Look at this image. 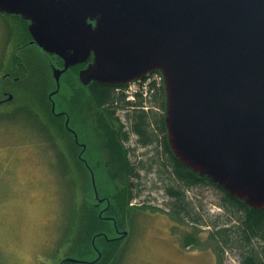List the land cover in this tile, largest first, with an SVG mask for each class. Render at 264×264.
<instances>
[{"label": "water", "instance_id": "obj_1", "mask_svg": "<svg viewBox=\"0 0 264 264\" xmlns=\"http://www.w3.org/2000/svg\"><path fill=\"white\" fill-rule=\"evenodd\" d=\"M0 13L64 60L58 89L91 56L85 85L158 73L174 155L264 210V0H0Z\"/></svg>", "mask_w": 264, "mask_h": 264}, {"label": "rangeland", "instance_id": "obj_2", "mask_svg": "<svg viewBox=\"0 0 264 264\" xmlns=\"http://www.w3.org/2000/svg\"><path fill=\"white\" fill-rule=\"evenodd\" d=\"M9 25L15 28V21L10 20ZM8 28L7 22L0 15V63ZM41 86L29 83L16 89L14 95L8 90L9 94L4 95L2 99H7L11 94L12 101L0 105V264H58L67 258L84 264L87 261L95 262V250L102 252L103 248L107 249L103 241L105 235L93 237L91 246L89 241L81 244L77 241V244L74 243L75 249H72L73 239L70 243L62 239L71 228L70 217L77 207L76 204L81 208L86 204V189L90 180L92 181V176L96 189L102 192L99 197L103 201L110 196L115 199V193L122 188V183L115 184L111 179V170L107 165L105 168L102 162L104 154L108 156V153L100 147L99 139L92 131V124L82 122V119L78 118V112V129H83V133H87L86 137L89 138L87 149L91 147L93 159L100 156L102 163L92 174L87 173L91 174L87 178L82 163L83 166L77 164L74 167V161L78 162L82 147L74 150L66 135V129L62 127L64 134L61 135L57 128H53L55 121L50 115V105L47 104ZM63 87L62 82L61 88L59 83L60 89L58 86L52 89L53 93L57 94L53 95V98L58 107L68 112L73 106L77 107V104L70 99L71 89ZM26 108L30 113L27 114ZM118 116L125 124V131H128L125 112L119 111ZM126 145L134 149V152H130L132 163L144 161L149 164L148 158L152 153L150 149L137 145L136 136L129 134ZM73 150L72 157L75 156V160L70 158ZM59 155L62 156L61 160ZM111 169H116L117 176L122 177L118 175L116 164L111 166ZM76 171L82 174H76V177ZM140 175L144 180L143 186L139 187L141 189L138 196L132 201V206H128L127 216L118 215L119 220L123 221L120 234L122 236L124 231L127 233L121 238L124 252L114 263L218 264L214 249L207 241L210 227L200 226L201 248L183 247L181 236L192 228L179 226L167 214L170 200L162 188L157 170L150 173L141 171ZM76 178L78 186H74ZM189 195L192 201L202 202L204 221L207 223L223 213L217 207L220 203L219 192L212 187L200 186ZM109 201L112 203V199ZM88 203L91 207L96 206L93 190L89 191ZM105 206L102 209L106 213L109 207ZM81 216L83 219L82 213L76 219L81 221ZM110 223H113V227L107 233L108 238L115 239L118 237L115 231L117 223ZM73 234L74 232L70 239ZM225 257L224 264H239L236 255L226 253Z\"/></svg>", "mask_w": 264, "mask_h": 264}, {"label": "trees", "instance_id": "obj_3", "mask_svg": "<svg viewBox=\"0 0 264 264\" xmlns=\"http://www.w3.org/2000/svg\"><path fill=\"white\" fill-rule=\"evenodd\" d=\"M124 88L125 86L100 83H95L92 87L94 98L105 107L107 117L106 121H101L99 127L102 133L99 138L100 145L110 156V165L116 164L118 175L122 176L118 177L116 169L111 170L107 165L115 184L122 183V188L115 196L113 195L114 200L119 203L120 214L123 217L127 216L130 202L138 196L141 189L139 187L143 186L144 179L140 175L141 171L150 173L157 170L162 188L170 200L167 214L179 226L192 228L191 231H185L181 236L183 247L201 248L200 226H208L211 231L207 241L214 249L218 264H224L226 253L236 255L239 264H264V210L251 208L243 200L229 195L209 178L199 175L178 160L165 135V95L162 86L159 87L153 83L147 95L139 91L133 100L128 99ZM25 111L27 114L30 113L28 108ZM119 111L125 112L128 131H125V124L116 116ZM113 121H116L118 126L114 125ZM59 132L64 134L62 127ZM129 134L136 136L141 147L150 149L152 154L148 158L149 164L144 161L137 163L130 161L129 155L131 151L134 152V149L126 147ZM61 157L59 155L60 160ZM80 173L76 171L75 175ZM74 186H78L77 178L74 180ZM200 186L212 187L220 195V203L217 207L223 213L216 215L214 221L211 220L208 223L204 221L205 213L202 202L192 201L189 195ZM76 205L70 217L69 226L71 228L66 231L62 240L70 243L73 239V249L77 241L79 244L89 241L91 246L93 237L105 235L103 241L107 249L95 262H116L124 249L121 247L122 237L108 238L107 233L112 229L113 223L100 221L94 214H90L91 212L87 215L83 213L79 204ZM80 213L84 215L83 219L81 216V221L76 219ZM122 222L119 219L116 220L117 228L123 227ZM72 232L74 234L70 239ZM100 232L103 234H96ZM74 236L76 238H73ZM63 264H84V262L63 260Z\"/></svg>", "mask_w": 264, "mask_h": 264}, {"label": "flooded vegetation", "instance_id": "obj_4", "mask_svg": "<svg viewBox=\"0 0 264 264\" xmlns=\"http://www.w3.org/2000/svg\"><path fill=\"white\" fill-rule=\"evenodd\" d=\"M0 15L5 19L8 25V32L7 37L4 40V49L1 56V63H0V105H5L7 103H10L12 99L10 100L9 97L12 96L11 94L8 96L7 99H2L4 95L9 94V91H12V94L14 95L16 89H20L22 86L34 83L36 85L41 84V89L44 90L47 104L50 105V115H52V119L55 121L53 124V128H57L58 132L61 131V127H64L66 129V135L69 137L70 144L74 148V150H78V147H82V152H79L78 154V162L72 157L71 152L70 158L75 160L74 161V167L76 165L83 166V171L85 174L93 173L94 169H97L100 167V163L103 162L105 168L106 165H108L110 168L112 165L110 162L109 157L104 154V161L101 162L100 156H98V159L92 157V149L91 147L88 148L89 138L86 137L87 133L84 134L83 129L81 131L78 129V120L76 113L78 112V118L85 124L91 123L92 124V131L98 139L100 138V125L101 121H106V111L105 107L100 105L99 102H97L94 98V94L92 91V87L95 85V83L98 82H91L88 85H85L80 80V72L81 70L87 68L88 64L92 61L91 58L84 63H79L76 65H73L69 67L65 72L62 73L60 76V88L62 85V82L64 83V87H69L71 92L70 99L72 101H75L77 104L73 106L74 108L69 109L67 112L64 109H61L58 107V104L53 98L54 87L57 88L58 84L55 80L54 76V70L64 69V60L60 58L59 56L48 53L44 51L39 45L34 41L33 37L31 36L27 23L20 20L18 16H10L0 13ZM13 20L15 21V28L11 27L9 25V21ZM152 74V73H151ZM153 75V74H152ZM55 83V85H54ZM104 84V83H100ZM104 85H111V86H127V84L124 85H113V84H104ZM59 88V89H60ZM60 92V90L58 91ZM57 92V93H58ZM57 95V94H56ZM55 95V96H56ZM54 96V97H55ZM70 101V100H69ZM54 108V110H53ZM57 108V109H56ZM118 116V113L116 114ZM119 117V116H118ZM84 120V121H83ZM113 120V119H112ZM90 121V122H89ZM57 122V123H56ZM87 122V123H86ZM113 124L118 126L117 122L113 121ZM61 126V127H59ZM61 134V132H60ZM63 135V134H61ZM167 137V134H165ZM86 142V143H85ZM138 146H141L137 142ZM101 147V146H100ZM127 147V146H126ZM130 156V155H129ZM85 159H84V158ZM92 157V158H91ZM130 158V157H129ZM113 170V169H111ZM90 174V175H91ZM89 174L86 175V178ZM89 175V176H90ZM91 185V186H90ZM93 190L94 198H96V206H89V191ZM120 189H118L117 193ZM87 196L85 199H87L86 204L82 206L83 213L85 214H94L96 218H98L100 221H113L115 224V221L118 218V215L120 216V208L117 207L119 205L118 201L114 200L113 198L108 197L105 201H103L100 191L96 189L95 183H93V176L92 181L88 186ZM115 193V195L117 194ZM109 199H112L109 201ZM134 200V199H133ZM132 200V201H133ZM132 201L130 202L129 206H132ZM90 202H93L90 200ZM113 204V205H111ZM108 206V210L105 213L104 209H102L104 206ZM110 205V206H109ZM105 206V207H106ZM100 212V213H99ZM109 214V215H106ZM123 228H117L115 224V231L117 232L116 235L121 238L120 230ZM96 251V259L102 257L103 251L95 250ZM58 264H63V260L58 262ZM86 264H115L114 262L104 263V262H94V261H87Z\"/></svg>", "mask_w": 264, "mask_h": 264}, {"label": "built area", "instance_id": "obj_5", "mask_svg": "<svg viewBox=\"0 0 264 264\" xmlns=\"http://www.w3.org/2000/svg\"><path fill=\"white\" fill-rule=\"evenodd\" d=\"M155 83L156 86L161 87L162 81L159 74H153L145 79L139 80L137 82L131 83L124 88V91L129 100H133L136 93L141 91L144 95H147L151 84Z\"/></svg>", "mask_w": 264, "mask_h": 264}]
</instances>
